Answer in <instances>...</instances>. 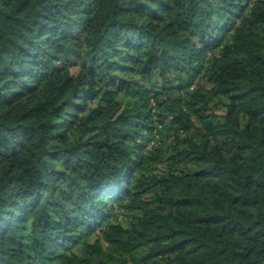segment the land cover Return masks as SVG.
I'll return each mask as SVG.
<instances>
[{
	"label": "trees",
	"instance_id": "obj_1",
	"mask_svg": "<svg viewBox=\"0 0 264 264\" xmlns=\"http://www.w3.org/2000/svg\"><path fill=\"white\" fill-rule=\"evenodd\" d=\"M179 257L264 264V0H0V264Z\"/></svg>",
	"mask_w": 264,
	"mask_h": 264
},
{
	"label": "rangeland",
	"instance_id": "obj_2",
	"mask_svg": "<svg viewBox=\"0 0 264 264\" xmlns=\"http://www.w3.org/2000/svg\"><path fill=\"white\" fill-rule=\"evenodd\" d=\"M75 69L76 68H74V67L71 68L72 73H74ZM52 86L53 85L51 83L46 82V84H44V86H42V88H43L44 92H47L50 88H52ZM245 106H247V105H245ZM155 193L157 195L162 196V197L165 196L164 192L160 191V190L156 191ZM170 218L175 224H180L179 221L176 218H174V217H170ZM152 232H156V231L152 230ZM180 261H181L180 257L179 258H174L173 261H172V264H179Z\"/></svg>",
	"mask_w": 264,
	"mask_h": 264
}]
</instances>
